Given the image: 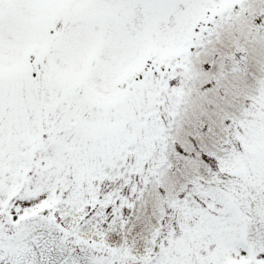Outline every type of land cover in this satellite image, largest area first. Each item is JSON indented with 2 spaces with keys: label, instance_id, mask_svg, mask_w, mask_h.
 Masks as SVG:
<instances>
[{
  "label": "snow or ice",
  "instance_id": "obj_1",
  "mask_svg": "<svg viewBox=\"0 0 264 264\" xmlns=\"http://www.w3.org/2000/svg\"><path fill=\"white\" fill-rule=\"evenodd\" d=\"M0 264H264V0H0Z\"/></svg>",
  "mask_w": 264,
  "mask_h": 264
}]
</instances>
